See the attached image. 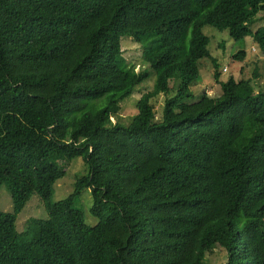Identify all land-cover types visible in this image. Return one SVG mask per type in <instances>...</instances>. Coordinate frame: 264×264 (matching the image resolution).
Listing matches in <instances>:
<instances>
[{"label":"trees","instance_id":"trees-1","mask_svg":"<svg viewBox=\"0 0 264 264\" xmlns=\"http://www.w3.org/2000/svg\"><path fill=\"white\" fill-rule=\"evenodd\" d=\"M260 12L264 0H0V187L13 204L0 211V264H206L216 246L226 264H264L262 68L220 82L213 59L222 95L187 102L211 58L202 28L251 36L264 55V27L251 28ZM123 36L161 40L147 68L127 61ZM245 58L240 48L234 59ZM151 74L131 124H114ZM175 79L155 122L151 100ZM79 158L88 175L53 203ZM33 196L48 217L18 232Z\"/></svg>","mask_w":264,"mask_h":264},{"label":"rangeland","instance_id":"rangeland-1","mask_svg":"<svg viewBox=\"0 0 264 264\" xmlns=\"http://www.w3.org/2000/svg\"><path fill=\"white\" fill-rule=\"evenodd\" d=\"M264 27V13L260 12L255 16L252 30L257 31ZM202 33L210 38L209 50L211 58L201 59L199 63L200 75L198 84L192 87L194 97L189 103L199 100L200 95L208 93L212 97H220L222 95L221 84L216 82L214 73V65L212 60L215 59L220 67L221 78L220 82H227L229 78L234 77L236 80L252 78L255 69L262 68L264 73V55L263 52L251 36L242 41H235L229 35L228 31H218L211 26H204ZM122 49L124 57L130 64H134L135 70L147 68L144 58L151 50L156 48L161 40L156 36H144L140 41L132 40L130 36L122 37ZM244 48L246 50V58L244 61L234 59L236 52ZM227 69V70H225ZM155 77L151 74L147 79L141 82L133 91L132 95L121 102L120 111L112 118L114 124L130 125L134 116L137 114V102L139 98L153 89ZM180 84V80H173L170 83V94L159 93L151 103L155 110V122H161L164 116L165 103L168 98L173 97L175 91ZM255 87L260 89V85ZM264 89V87H263ZM89 173L88 165L82 158L73 161L71 166L66 168L65 177L58 180L54 186L53 203H58L69 198L75 191L76 183L79 179L87 176ZM80 206L85 216V221L89 226H95L99 219L91 213L93 206V198L91 190H86L81 197ZM0 211L12 212V199L6 188L0 187ZM48 213L41 199L38 196H33L26 208L18 215L17 230L24 232L30 219H47ZM212 253V254H211ZM206 255V264H226L228 254L226 250L220 246Z\"/></svg>","mask_w":264,"mask_h":264},{"label":"built area","instance_id":"built-area-1","mask_svg":"<svg viewBox=\"0 0 264 264\" xmlns=\"http://www.w3.org/2000/svg\"><path fill=\"white\" fill-rule=\"evenodd\" d=\"M225 70H227V69H225Z\"/></svg>","mask_w":264,"mask_h":264}]
</instances>
